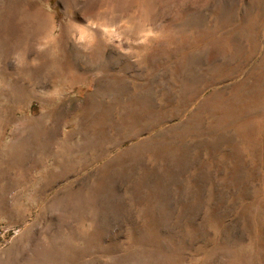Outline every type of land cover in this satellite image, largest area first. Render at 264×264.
<instances>
[{
  "label": "rangeland",
  "instance_id": "rangeland-1",
  "mask_svg": "<svg viewBox=\"0 0 264 264\" xmlns=\"http://www.w3.org/2000/svg\"><path fill=\"white\" fill-rule=\"evenodd\" d=\"M0 264H264V0H0Z\"/></svg>",
  "mask_w": 264,
  "mask_h": 264
}]
</instances>
